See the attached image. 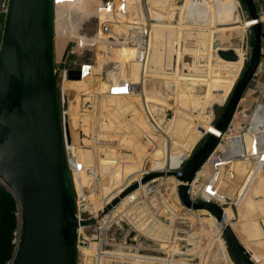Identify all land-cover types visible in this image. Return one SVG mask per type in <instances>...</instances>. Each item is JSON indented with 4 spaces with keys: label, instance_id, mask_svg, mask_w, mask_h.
Listing matches in <instances>:
<instances>
[{
    "label": "water",
    "instance_id": "obj_1",
    "mask_svg": "<svg viewBox=\"0 0 264 264\" xmlns=\"http://www.w3.org/2000/svg\"><path fill=\"white\" fill-rule=\"evenodd\" d=\"M252 19H260L254 0H242ZM201 25V24H200ZM252 55L237 81L216 128L225 131L261 61L262 21L252 26ZM223 45V42H222ZM220 58L237 61L234 48L218 49ZM82 70L69 69L79 80ZM65 133H70L65 125ZM220 137L209 134L186 161L179 176L178 194L188 207L212 212L223 220V209L210 201L192 202L187 193L195 172L217 146ZM146 174L141 183L163 175ZM168 174L177 175L174 171ZM0 178L18 198L23 214L22 235L14 264H76L79 221L65 152V138L57 102L54 55V0H11L0 55ZM138 187L134 182L109 206ZM222 233L235 264H256L233 227Z\"/></svg>",
    "mask_w": 264,
    "mask_h": 264
},
{
    "label": "built area",
    "instance_id": "obj_2",
    "mask_svg": "<svg viewBox=\"0 0 264 264\" xmlns=\"http://www.w3.org/2000/svg\"><path fill=\"white\" fill-rule=\"evenodd\" d=\"M0 1L2 11L7 16L11 0ZM144 18L146 20L144 27L138 25H130L129 27H127L126 33L128 35L125 37L126 39H123L124 41L120 40L118 42L120 48H128L131 51L129 56H123L122 59H118V63L120 66L122 65L126 68L128 64L131 65L134 63V61H139L140 63H142V73L140 79H129V83L126 86L127 92L129 94L142 93L145 82L148 78H151L147 74L152 45L151 34L153 31V25L156 24V22L162 21V19L159 20L157 18H151L147 16H144ZM259 20L263 22V17L261 15L260 19H252L250 17L245 20V27L241 34V43L238 46L243 55V63L240 67L238 75L236 76L237 78L240 76V72L243 70V67L246 65V63L250 61L252 55V45L250 40L251 30L252 26ZM72 39L76 42L79 37L78 35H75V37H71V40ZM215 45V48H213V54L216 56V58L220 57L218 55V49L230 48L222 46L221 39H217ZM234 50L236 51V49ZM71 58L72 56L67 59V63L69 65H66L64 63V59H66V56H61L60 59L55 58V73L57 74V80L59 78V73L63 77L62 100L64 102L66 100L65 97L67 96V92L65 90L66 88H64V86L67 81L71 80L68 78L69 67L73 68V66L80 64L85 65V61H79ZM184 76L185 77L182 78L181 82L192 80L191 78H188L187 75ZM202 79L203 80L201 81H207L208 76H202ZM211 88H213L212 93L214 94L222 93L220 88L216 86H212ZM230 92L231 91L229 90L227 95L225 97H222V99L218 98L219 101H223V103H225ZM66 108L59 112L62 128L64 131L65 152L68 168L70 171V181L75 198L76 217L79 221L94 219V222L91 224L79 225L77 260L78 256L81 254L86 259V261L89 258H93L95 264H107L108 262H110V260H114L115 262H117V264H121L125 261L129 262V264H139L141 261L146 262L153 260L148 253L144 252L145 250H156L165 253L166 256L162 261L170 264L176 262L179 259L178 256L180 254H189V256H192V254H194V249L192 251H188L187 247L195 246V252H197V254L201 258V261L197 262L198 264H219L218 261L221 260L233 262L226 242L223 238L222 229L224 223H228L232 226V221H237V217L236 215H234L235 213L233 207L238 205L244 197H247V194L251 187L250 181L252 176L246 177V173L248 171H251L252 175H256L264 164V160H261V158L256 159V156H254L252 157L253 160L249 161V170L247 172L241 173V171H238V169L236 168V166H238L236 162H238L239 160H246V156L248 153L245 145L246 137L250 135L256 138L264 136L263 46L261 61L257 67L256 73L252 78L249 86L245 90L227 129L224 132L217 129L215 126L217 121H212L210 123V129L205 130L201 135L200 138H202L206 134H215L220 137V141L195 172L194 177L189 183V187L187 190L189 198L193 203L210 201L218 204L223 209L222 221H218L212 212L205 209H194L193 207H188L180 200L178 194V188L180 185L179 176L183 174L184 165L191 156L190 151L176 168H172L171 166H169L170 164L167 166V168L165 164V167L162 170L147 167L146 169H142L141 171L137 172L135 175H133V177L129 178L125 187L119 193H115L113 197L108 198L105 195L102 197V201H100L101 199L95 201L90 198L91 194L96 190V180H98L99 178V176H97L98 171L94 165L82 166V164L77 160V155L73 153V147L70 146L68 142H66L65 124H69V122L66 121L69 115V110L68 107ZM150 125L151 128L155 127L154 123L151 121ZM233 140H238L241 143L242 146H237L238 150L233 146ZM70 151H72V155H70ZM259 154L261 156H264V152H261ZM159 170L164 171L165 173L174 171L177 174L170 176V178L173 179L170 184V191H166L165 188L163 189L164 184L162 183L161 176L151 178L147 182L141 183L142 178L146 174L150 172H157ZM83 171H86V174H88L87 179L84 178ZM225 175H227L228 180L231 179V181H229L230 183H228L232 184L230 187L229 185H227L226 191L223 190L222 183L223 176ZM134 182H138V187L126 195L125 198H128V201L126 202V211H124L132 218V220L122 217V221L128 223V228H126V230L124 231L122 238H116V236L112 234V231L115 228L114 225L118 222L119 213L122 212L125 208L121 209L122 205H119L122 203V200L116 205L112 206L110 209L107 208L112 203L116 194H120ZM0 183H2L10 191L17 202V208L15 210L17 227L12 240L14 249L12 255L5 263L14 264L18 245L20 243V238L22 235V208L16 195L9 189V187L1 178ZM234 184L236 187L235 190L233 188ZM233 190L236 191L235 200L232 198ZM173 198L183 207V211L180 214L185 217L193 216L195 220L194 223H196L198 227H190L189 225H185L186 227H184V225H182L180 228H174L172 226L173 221L171 218L172 215L174 214L173 216H175L176 213L173 207L174 205L172 204ZM140 202L143 204L146 203V207H142L140 205ZM229 209H231L232 215L229 214ZM132 210L137 212L132 214ZM144 214L149 215L150 217L149 220H144L145 222L143 221ZM136 217L140 218L136 220ZM204 217L212 218V223L215 222V233L208 232L206 235L205 233H196L198 230L202 231V228L211 229L213 224L207 223L210 221H208ZM154 221L155 224L159 223L158 221H163L164 227H159V229H161L159 230V239L165 242L164 247L159 246L157 248H154L150 245L142 243L143 239L152 240L153 237H151V235L140 232L139 226L141 225L139 222L144 223V226H146L144 228L145 231H149L150 233H152V226L154 225ZM156 233L157 232H155L154 235ZM132 234L134 235L133 238H131ZM216 235L221 238V243L216 241ZM172 237L173 239L171 240L170 238ZM244 239L246 240L247 237H244ZM241 243L246 247L247 251L250 252L249 248L244 244V242L241 241ZM111 247H113V249H111ZM111 252H113L114 254H110Z\"/></svg>",
    "mask_w": 264,
    "mask_h": 264
},
{
    "label": "rangeland",
    "instance_id": "obj_3",
    "mask_svg": "<svg viewBox=\"0 0 264 264\" xmlns=\"http://www.w3.org/2000/svg\"><path fill=\"white\" fill-rule=\"evenodd\" d=\"M104 1L106 2V9L107 8H111V10H112L113 7H114V10L116 12L119 11V8H117L116 5H118L121 1H118V2H116V0H104ZM145 1L146 0H141V3H144ZM176 1L177 0H175V3L177 4ZM166 2H169V1L164 0V3H161V4L160 3L159 4L156 3V4L160 5V7L165 6V5H169V3H166ZM229 2L232 3L231 6H229L230 10H232L233 7L236 6V10H237L236 17H238V21L237 22L235 21L234 23H232V21H231L229 24L228 23L215 22L216 25L219 26L217 28H227L229 25H231V26H238V25L242 26L244 24L243 23L244 20L248 19V17H247L248 16V14H247V12H248L247 11V6L245 5V3L242 0H229ZM54 3H55V5H54V44H55V46H54V55H55V58L60 59L61 56H62L61 51H62V48H63V47H61V45H62V43L65 45L71 39V36H72L71 33L73 32L72 29H74V27L76 25L74 23V20H75L74 17L75 18L78 17V20H80L78 22H81L83 17H81L79 14L75 13L74 11H72L73 9L70 6L75 4L74 0H68V2H67V0H54ZM109 4H111V5H109ZM62 5H65V8L62 7ZM67 5H69V7H67ZM133 7H132V9L135 10L136 9V5H133ZM146 8L147 7H145V9ZM145 11L143 10V15L141 13L142 21H140L138 24L137 23L136 24L132 23L133 20L131 21L128 18V16L126 17V15H124V14L115 16V18H113V20L114 19L116 20V17H120V19L122 18V19H124V21L127 22V25L128 24L129 25H138V26L144 27L145 23H146V20H145L144 16H147ZM238 11L241 13V16H239L240 14H239ZM237 13H238V15H237ZM61 14L64 15L66 20L62 21V20L59 19V16H61ZM112 17L110 18V23H113ZM165 19L166 18H164V20L161 21L162 22L161 24L164 25V26L159 25V27L157 28V30L159 32L157 34L158 35L160 34V37H158V38L155 37V38H157V41H160L159 42L160 45L162 44L160 47H162L163 49H161V48L160 49H161L162 53H164V56H163V58H160V59H164V61H162L163 63L161 62V64H159L160 63V60H159L160 50H158L157 48H154V47L152 48V46H151V53H150V56H149L150 67H148L147 70L149 71L148 76L151 77L150 81H151L152 84L151 85L149 84L148 86H147V84L145 85L146 92H147L145 95L148 96L147 97L148 98L147 105H148L149 108L147 107V105H145L146 96H143L144 95L143 93H140V94L139 93L138 94H129L127 92V89H126L127 87L126 86L129 83V79H128V81H122V85H124V89L126 91H121L120 93H116V92H119L118 87H120V86H119V83L116 84L117 83L116 82V78H115V75H114V73L112 71V70L115 69V67L119 66L118 59L115 58V55L110 54L108 57H106V59H105V70L101 71L102 78L104 80H107L106 81L107 84H105V85H107L108 89L106 90V88H104V91H102L99 94H97V95H99V98H100V99L98 98V101L93 96L89 97L87 94L81 95L82 98L80 100L78 111L76 112V115H75V113H73L72 107H71V105L69 103V94L72 93V92H70L65 97V99H66L65 102L62 100L63 99V95H62L63 77L59 73V78L57 80V102H58V108H59L60 112L66 107H68V110H69V115H68L66 121L69 122V124H67V125H69L68 127H69V130H70V133L68 135H66V142H68V144L70 146H71L72 143L76 145L77 153H75L74 151H73V153L75 155L78 154L81 158L83 157V154H84V148H90L93 151V152L91 151L93 153V156H90V163H88V164L87 163H85V164L83 163L84 165H86V166L87 165H90V166H92V165L95 166L96 165L97 166L99 164L98 161L100 160V157L98 156L99 155L98 151H100V150L101 151H106L104 149V147L105 148H107V147L109 148V145L112 147L113 143H117V147H115L116 145H114V148L116 150L115 151L116 156H119L118 158H116V160L119 161L116 165H119V163L122 162V166L124 168H126L125 169L126 171H127V167H129L128 166L129 164L133 165V166H135L137 164L140 165V169H138V171H136L134 174L133 173L129 174V175H131V177H133V175H135L137 172L141 171L142 169H146L147 167L150 166V164H151L150 160L153 158V156L156 153V151L158 152V150H161L162 151V157H164V153H166V151H165L166 145L165 144H168L169 151H172V153H175V151H177V149H179V148H184V146L186 147L188 145V140H187L188 139V137H187L188 132H186V131L185 132H180V131H177L176 128H174V129L171 128V123L173 122L174 116H173V112L171 110H169V113L167 112L165 103L170 102L172 97H173V99L176 97L175 99H176L178 107H180L181 109H185L186 111H188L189 113L193 114L194 116L199 115L198 112L201 111V109L204 108V111H203L204 115H206L207 117L210 116V115L213 116L212 117L213 119H211V121H210V119H208V122L204 118L203 121H206V123H208V124L211 123L212 121L216 122L217 119L222 114V112L224 111L225 106H226L228 100L231 97V94L233 92V89H234L237 81L242 76L243 72L245 71V69L248 66L250 61H248L246 63V65L243 67V70L240 72V76L238 78L236 77L234 79V81L232 82V84L233 83L234 84L231 87L232 90L230 89L231 92L228 95V99H227V101L225 103H223V101H219L218 98H213L212 100L208 99L207 96L212 94V92H213L212 89L213 88H211V90L210 89L207 90V85L203 84L204 82H207V81H197L196 82V81H193V80H188L189 82L188 81L181 82L182 81L181 80L178 83L177 80H175L176 79V74L173 72L174 70L172 69V67H174V65L172 64V63H174V55H172V53H169V52H176V53L178 51H179V53L181 52V55L179 53H177L178 57L181 56V58H180L181 59L180 66H179V63H178L177 67L179 66V68H181V69H184L186 67L184 65V62L182 61V57H183L182 55L184 53H189V52L192 53L191 56H188V58L190 60L193 59L192 61H194V62H196L198 64V68L199 69L196 72V74H202L203 76H206L208 74V68H209V72L211 71V73H212L211 76H213V78L217 79V81L219 79H221L219 81V83H218L219 86H220V89H226L227 84H228V87H229L228 75H225V73H223L224 71L221 72L220 74H218V68L221 67V66H224L225 62H227V61L222 59V58H220V57L216 58V56L213 54V48H215V47L211 43L210 44L204 43L206 45L203 44V46H202L201 43L203 41L195 38L193 35H190L185 40H182L181 43H180L182 45V46L180 45L181 46V51H180L179 48L176 51L177 48H175V41L177 40V38H176V34L174 33V30L175 29L177 30V27H176L177 25H174V22H177V21L173 20L171 22V25L173 27L172 26L170 27V26L166 25V20ZM156 23H159V22H156ZM82 24H83V21H82ZM186 26L192 27V26H197V25L187 24ZM102 27L103 26H101V28ZM198 30L202 31L203 29L198 28ZM238 30H239L240 35H241V32H243V28H238V29L235 30V32L234 31L232 32V33H234V36L236 35ZM84 31H85V28L82 29L81 33H83ZM188 31H192V30L188 29L187 32ZM163 32H165V33H163ZM212 33L214 35V32H212ZM251 33H252V30H251ZM77 35L79 37V40H77L76 42H78V43H80L81 41L84 42V40H85L84 35L83 34H77ZM240 35H238V36L241 38ZM116 36L118 37V39H117ZM119 36H120L119 34H116L114 37H110V39H109L110 42H108L107 44H112L114 40L119 42L120 40L124 41L123 39H126L125 37L121 38ZM155 36H157V35H155ZM220 36H222V34ZM237 39L238 38H235L234 41H229V42L230 43H234V42L237 43V41H238ZM192 40L194 42H192ZM214 40L217 41L216 35H215V38L212 39V41H214ZM225 40L224 39L222 40V42H223L222 46L226 47V46L229 45L228 44L229 42H227V40L226 41ZM154 41H156V40H154ZM176 43H177V41H176ZM2 44H3V37L0 39V55H1V50H2ZM99 46H102V45H97L96 46V50L99 49ZM204 46H205V48H204ZM194 49H196V51H194ZM92 53H90L88 55L85 54L84 58H86L87 63L88 62L90 63V59L93 58L94 55ZM94 53H95V51H94ZM166 53H168V55H166ZM177 55H176V58H177ZM70 56H71L70 54H67L66 59H64L65 60L64 63L66 65L68 64L67 63V59H69ZM88 58H90V59H88ZM166 60H167V66H166ZM238 62L239 61H237V62L230 61L229 63H238ZM87 63L85 65H83V64L82 65L81 64L80 65H75V66H73V68L69 67V69H76V70H82L83 71V68L86 67V66L87 67H96V65L95 66L94 65H89ZM167 67H169V69H167ZM189 67L190 66L188 65V67H186V68H189ZM174 68H176V67H174ZM170 69L172 71H170ZM132 70H133V66H132ZM228 70L230 71V69H228ZM91 71H92V75L96 76V70L95 69H91ZM129 72L131 73V71H129ZM232 72H234V71H232ZM183 73L185 75H187L189 73V69L185 70ZM167 75H169L171 77V79L173 80V82H174L172 84V86H169V87L166 86L165 81L163 79V77H166ZM131 76H132L131 77L132 80H138L139 77H140L139 73L136 72V74H135L134 71H132ZM148 81H149V78L147 79L146 83ZM101 83H103V82H101ZM64 88H65V86H64ZM65 90L67 92V89H65ZM150 91H153V92H151V95H152V98H154V101H164V106L163 107L160 106L157 103L154 104V103L150 102L151 101V97H149L150 96V93H149ZM207 91H208V95L205 97V95L207 94ZM116 94H119L120 96H123V98H125V96L128 95V97L130 96L129 98H131V99H129V101L132 100V102L135 99V101H136V102H134L135 106L132 107L131 109H130V107H128L127 110L125 109V110H119L118 111V109L116 108L117 101H109L111 103V107H107L109 109L107 111L106 110L107 108H105L106 107V103H105L106 96H108V97L110 95L116 96ZM166 95L169 96L168 98H170V99H168ZM164 96H166V97H164ZM127 98H125V99H127ZM165 101H167V102H165ZM137 103H138L139 107L136 106ZM95 104L98 106L97 107L98 109L95 108ZM87 114H89V115H87ZM147 114H149L150 118L148 117ZM77 115H78V123L76 124L75 131L73 132L72 128H71V124H72L73 120L76 118ZM204 115L202 113L201 117H204ZM151 116H153V117H151ZM214 116H215V118H214ZM201 117H199V118H201ZM110 119L112 120V122H114V125L112 124ZM102 120H104V122H105L103 126L101 124ZM150 120H151V122L154 123V126H155L154 128H151V125L149 124ZM165 120H166V122H165ZM125 122H127L128 125ZM121 123L125 124L127 126L122 125ZM109 124L110 125L112 124V126H110ZM192 125H194L193 121H191V120L188 121V127H193ZM112 127H113V129H111ZM110 129L112 131H114V132L110 131ZM128 130H129V132L131 134L128 132ZM200 130H201V133L199 134V138H198L197 142L191 148L190 154H192L199 147H201L203 145V143L205 142L206 138L208 137V135L206 134L202 138H200L201 135L203 134L202 127H200ZM125 132H126V134H125ZM179 135H181V136H179ZM106 142H109L108 146L107 145H103ZM141 144H145V145H141ZM133 146L137 147L138 149H141L142 146H143V151L144 152H142V151L138 152V149L134 150ZM144 148H145V150H144ZM95 152H97L98 155ZM102 153L104 154V152H102ZM141 153L143 154V156L141 155ZM125 154H128V156H131V157L123 158V156H126ZM70 155H72V151H70ZM141 156H142V158H141ZM80 157H78V158H80ZM138 157L140 158L141 163H137L138 162L137 161ZM165 158H166V154H165ZM122 159H127V160H122ZM101 160H102L103 164L100 167L98 166L99 167L98 168L99 169V172H98L99 173L98 174L99 178H98V180H96V190L94 191V196L93 195L90 196V198H92L95 201L101 199L105 195L108 198L113 197V195H115L113 192L111 193V191H110V189L112 187L108 188L109 189L108 193L110 191V193L108 195L107 193H104L102 191V189H100V187L98 185V184L102 185L103 183H109L110 182V177H109L110 175H109L108 172H107L108 175H105V173L103 175L101 174L102 168L103 167L106 168V166L109 167V163L106 164L104 162L103 158ZM155 166H157V165L155 164ZM106 169L108 170V168H106ZM133 171H134V169H133ZM83 174H84V172H83ZM259 174H260V176L264 177V168L260 169V173ZM118 175H120V174H118ZM83 176H84L85 179H87L85 174ZM160 176L162 177L161 178L162 179V183L164 184L163 189L165 188L166 191H170L169 190V188L171 187L170 184L173 181V179L170 178V176H173V174H168L166 172V173H164L163 175H160ZM121 182H117V183L120 184ZM94 189H95V187H94ZM165 190H163V191H165ZM120 194H116V196L113 199V201ZM107 197H105V198H107ZM241 202H242V200L239 202L238 205L233 207V210H234V213H235L234 215H236L237 220L240 217L239 214L241 212V207H242V203ZM145 204L146 203L143 204V203L140 202V205L142 207H146ZM172 204L174 205L173 207H174V209L176 211L175 216H173L174 215L173 214L172 218H171L172 221H173L172 222V226L174 228L175 227L180 228L182 225H184V227H186L185 225H189L190 227H198L196 225V223H194L195 220H194L193 216L192 217L191 216L190 217H185V216H182V214H180L183 211V207L174 198L172 200ZM126 206H127V203H123L122 206H121V209L125 208ZM147 207H148V205H147ZM16 208H17V202H16ZM124 211H126V208L123 209L122 212H124ZM122 212L119 213L118 222L114 225L115 228L112 231V234L115 235L116 238H118V237L122 238V236L124 234V231L126 230V228H128V223H126L125 221H122V217L129 218V219L132 220V218L128 214H126V212H124V213H122ZM136 212L137 211L132 210V214H134ZM263 215H264L263 212H259V213H257L256 217H257L258 221L260 222V224L262 225V228L264 230V216ZM139 218L140 217H136V220L139 219ZM149 219H150L149 215L144 214L143 221L144 220H149ZM209 221L210 222H207V223L213 224L211 229L202 228V231L198 230L196 233H198V234L205 233V235L208 232L215 233L216 232V229L214 228L215 227V222L212 223V221H213L212 219H209ZM158 222L161 223L160 221H158ZM232 222H234V221H232ZM139 223L141 225V226H139L141 233L152 235V233H150L149 231H145L144 230V228L146 226H144L143 222H142L143 225H142L141 222H139ZM263 235L264 234H262L261 236H257V235L253 236V238H254L253 243H254V241L255 242L264 241ZM133 236L134 235L132 234L131 238H133ZM223 238H224V236H223ZM170 239L172 240L173 237L170 238ZM215 239H217L216 241H218L217 237ZM218 242H220V240ZM111 249H113V247H111ZM111 254H114V253L111 252ZM195 254L198 255L197 252H195ZM86 263L95 264V261H94L93 258H89L86 261V259L80 254L78 256L77 264H86ZM107 264H117V262H115L114 260H110V262H108Z\"/></svg>",
    "mask_w": 264,
    "mask_h": 264
},
{
    "label": "crops",
    "instance_id": "obj_4",
    "mask_svg": "<svg viewBox=\"0 0 264 264\" xmlns=\"http://www.w3.org/2000/svg\"><path fill=\"white\" fill-rule=\"evenodd\" d=\"M77 1L78 0H74L75 4L70 6V7L73 9L72 11H74L75 13H77L81 17H83V19H82L83 24H82V21L78 22V21H80V20H78V17H76V18L74 17V19H75L74 23L76 25H75L74 29H72L73 32L71 33V35L73 37H75V35H77V34H83L84 38H85L84 42L83 41H81L80 43L76 42V44L78 46H82L83 44H89L90 47H93V48H95L97 45H102V46H99V47H107V46L119 47L118 41L114 40L113 43L110 44V45H107V43L110 42L109 41L110 37H114L116 34H119L120 35L119 37H121V38L122 37H126L128 35L126 33L127 32V27H129L130 25L129 24L127 25V22L124 21V19H122V18L120 19V17H116V20L115 19L113 20V18H115V16H117V15L124 14V15H126V17L128 16V18L131 21L133 20L132 23H135V24L137 23L138 24L140 22L139 16H140L141 9H143L144 11L146 10L145 13L147 14V17H150V15H151V10L147 6L146 1L144 3H141V0H117V2L121 1L118 4V7H117V8H119V11H118L119 13L114 10L113 13L111 15H109L105 19L104 18H98V19L97 18L96 19L93 18V19L87 20V18L80 13L79 5H78ZM150 1H149V3H150ZM166 1H169V2H166V3H169V5L162 6V7H160V9H161V12L166 11V14H168V16H166V19H165L166 20V24L171 25V22L173 20L177 21V22H174V25H177L176 26L177 30L176 29L174 30L175 34H176V32L178 33L177 38L179 36H180V39H182V40H185L186 37L188 38L187 33H186L188 29L192 30L193 33L191 35L194 34L193 36L196 38V35H197L196 32L198 31V27H200L201 29L206 30L207 33H209L210 31H213L214 34L216 33V31H225V30H227L225 32V34L228 35V36H225V38H222V39H224V40L226 39L229 42L230 40L234 41L235 38H238L237 39L238 41H237V43H235V42L234 43H230L229 42L228 43L229 45L226 46V47L236 48L237 46L240 45L241 38L239 36H237V35L234 36V33H232L233 31L230 32L228 30L238 29V28H241V27L245 26V22H246L245 20H244V22H243L244 24L242 26H240V25H238V26L229 25L227 28H217L219 26H217L216 23H215V22H220V23H228L229 24L231 21H232V23H234L235 21L237 22L238 21V17H236V12H237L236 6H234L232 10H230V7H228V9L226 11H220L217 3L211 2V5L209 6L208 10L206 9V14L203 15L204 13L198 11V9L196 8V6H197L196 5V1H198V0H177L176 1L177 4L175 3V0H166ZM214 1H218L219 5H220V8L225 10L222 6H223V2H225L226 0H214ZM254 1H255V4L257 6V9H258L260 15L263 17L262 24H263V31H264V0H254ZM67 2H68V0H67ZM228 2H229V0H228ZM161 3H164V1H162ZM198 4H200V3H198ZM231 4L232 3H230L229 6H231ZM133 5H136V9L137 10L136 9L135 10L132 9ZM62 7L65 8V5H62ZM67 7H69V5H67ZM145 7H147V8L145 9ZM247 11H248V9H247ZM247 14H248L247 17L250 18L249 12H247ZM237 15H238V13H237ZM239 16H241V14ZM111 17H112L113 23H110V18ZM59 19L62 20V21L66 20V18L64 17L63 14H61V16H59ZM5 22H6V14L3 13V11H2L1 1H0V39L3 37V31H4ZM187 24L197 25V26L188 27V26H186ZM107 25L112 26L113 29L108 31L107 34H106L105 26H107ZM101 26H103V27L101 28ZM204 26H206V27H204ZM83 28H85V31L83 33H81ZM163 33H165V32H163ZM231 33H232V35H231ZM221 37L222 36H220V34H219V35L216 36V39H221ZM94 38H95V40H94ZM117 39H118V37H117ZM70 41H71V39L65 45L62 43V45H61V47H63L62 51H61L62 56L65 57V56H67V54H70L72 56L71 59H75V60H79V61H85V64H86V58H84V56H85V54L86 55L90 54V52H86V51L83 52V51L79 50L76 53H69L68 52V46H69ZM155 45L156 46L160 45V43L157 42V43H155ZM54 46H55V44H54ZM263 47H264V40H263ZM204 48H205V46H204ZM194 50L196 51V49H194ZM127 55L129 56L130 54L129 53H127V54L123 53V55H121V57L123 58V56H127ZM159 56H160L159 57V60H160L159 64H161V62L164 61V59H160V58H163V56H164V53H162L161 50H160V55ZM104 57H105V53H102L99 58H100V60H103ZM166 63H167V60H166ZM226 63H228V62H225V64ZM225 64H224V66L218 68V74H220L221 72L224 71L223 73H225V75H228L229 87H228V84H227L226 89H220L222 91V93H218L217 95L212 93L211 95L207 96L208 94H206L205 97L207 96L208 99H211V100L213 98L222 99V97H224L227 94V92L229 91V89H230V87L232 85V82H233V80H234V78H235V76L237 74V71H234V72L226 71ZM136 65H137V67H136V69H137L138 65H140L139 63L138 64L133 63V64L130 65L131 67L133 66V70L132 69L131 70L134 71V73H135V66ZM148 67H150L149 62H148ZM176 67H177V62H176ZM94 69L97 70V75L99 77V79H97V80H99V81H97V83H95V86L92 89L88 90V91H90V97L93 96L98 101L99 95H97V94H99L100 92L104 91V88H106V90H107L108 87H107V85H105V84H107L106 83L107 80H104L102 78V76H101V71L105 70V68L101 67L100 63H98L97 64V69L96 68H94ZM132 71H131V74H132ZM137 72H138V70H137ZM141 73H142V66H141V68L139 70V76H141ZM131 74H130V78L129 79H131V77H132ZM178 77H177V79H178ZM190 77H192V74H190ZM211 78L213 79L212 83L214 82L213 86H216V87L220 88V86L218 84L219 82H217L216 79L213 78V76H211ZM150 79L151 78H149V81L146 83L147 86L149 84L150 85L152 84ZM163 79L165 81V84H167V77H163ZM199 79H200V81L203 80L202 77L201 78H197L196 80H199ZM101 82H103V83H101ZM208 83H209V78H208L207 82H204L203 84H208ZM144 88H146L145 84H144ZM151 92H153V91L149 92L150 93L149 97H151V101L150 102L151 103H155V104L157 103V104H159L160 106L163 107L164 106V101H154V98H152ZM143 93H145V90L143 91ZM145 94L143 96H146ZM129 99L130 98L128 97L124 101V104L127 107H131L132 106L129 103ZM80 100L81 99L73 100L71 98V104L70 105H71L72 111H73V113H75V115H76V112L78 111ZM147 103L148 102H147V100L145 98V105H147ZM136 106L139 107L138 103L136 104ZM147 107H148V105H147ZM203 111H204V108L201 109V111L198 112L199 113L198 116L186 115L184 117H181V118L177 119V121L175 123L176 130L177 129H183L184 132L185 131L186 132H190L191 131L193 133V135H192V137L191 136H187L188 137V139H187L188 140V145L186 147L184 146V148H179V149H177V151H175L174 155L176 156V158L172 161V166L177 165V163L180 160L182 161V159L184 157V154L187 151L191 150L193 145L197 142L198 136L196 137V135L201 133L200 127H202V126L199 123L194 124L195 126L192 125L193 127H188V121H190L193 118H196L197 121L202 123L205 127H206V125H210V123L208 124V123H206V121H203L204 118H205V120H207V122H208V117H209V116L207 117L206 115H204ZM202 113H203L204 117H201ZM147 115L149 117V114H147ZM151 117H153V116H151ZM199 117H201V118H199ZM76 118L73 120V122L71 124V128H72L73 132L75 131L76 124L78 123V115L76 116ZM111 122H112V120H111ZM104 123H105L104 120H102V122H101L102 126L104 125ZM112 124L114 125V122H112ZM112 124L111 125L109 124V125L112 126ZM149 124H150V122H149ZM111 129H113V127ZM111 129H110V131H112ZM204 131L205 130H203V132ZM112 132H114V131H112ZM108 143L109 142H106L103 145H107L108 146ZM232 143H233V146L238 150L237 146L240 147L241 143L238 140H233ZM112 145H113L112 147L109 145V148L107 147L108 149L104 147V149L106 151H101V150L98 151L99 155H98L97 152H95L100 157V160L98 161L99 164L97 165V168H99L103 164L102 160H101L102 158H103V160H104V162L106 164L109 163V167L106 166V168H108V170L103 167L102 171H101V174L103 172L105 173V175H108V173H109V175L114 173V166L117 163L116 153H115L116 150L114 148V145H116L115 147H117V143H113ZM245 145H246V148H247V151H248L247 156H246V160H244V161L239 160L238 162H236V164L238 166L235 165L236 168L238 169V171H241V173L247 172L249 170L248 169L249 161L253 160L252 157L256 156V159H260L261 158V160H264V156H261L259 154L261 152H264V136H260V137H257V138L253 137L251 135L247 136L246 140H245ZM133 149L137 150L138 148L133 146ZM139 150L140 149H138V152H139ZM91 151H92V149H90V148H84L83 157L81 158L79 156L80 157L79 159H81V160L83 159L82 160L83 161L82 164L83 163L84 164L85 163H87V164L90 163V156H93V153H92L93 151L92 152ZM102 152H104V154ZM156 153H157V151H156ZM251 155H253V156H251ZM131 167H132V169H136L137 166L131 165ZM262 168H264V164H263ZM98 172H99V169H98ZM259 173H260V171L256 175H252L251 171L250 172L248 171L246 173V177L252 176L251 177V181H250L251 187L249 189L247 197L243 198L242 202H241L242 203V207H241V212L239 214L240 215L239 230L237 231L236 235L240 239L244 235L249 237L250 241L247 244V246H249V251L251 253L252 259L257 264H264V245H263L264 241H262V242H259V241L255 242L254 241V243H253V240H254L253 236H255V235L261 236L262 234H264V230L262 228V225L260 224V222L258 221V219L256 217L257 213H259V212H263V214H264V177L260 176ZM227 180H228L227 175L223 176L222 183H223V190H225V191H226L227 185H229V187L232 185V184H229L230 183L229 181H231V179L228 180V181ZM98 185H99V187L101 186L100 184H98ZM111 187H112V185H109V186L106 187L107 193H108V190H109L108 188H111ZM233 188H234V190L236 189L235 184L233 185ZM101 189H102V186H101ZM234 190H233L232 198L235 200L236 191H234ZM100 201H102V200H100ZM127 201H128V199L125 198L122 201V203L119 204V205H122L123 203H126ZM228 211H229V214L232 215L231 209H229ZM162 218H163V216H162ZM204 218H206V217H204ZM206 219L209 221V218H206ZM159 227H162V228L164 227L163 221L161 222V224L160 223L155 224V221H154V225L152 226V235H151V237H153L152 238L153 241L152 240H144L143 239L142 243L150 245V246H152L154 248H157L159 246H163L164 247L165 246V242L163 240L159 239V230H161V229H159ZM155 232H157V233L154 235ZM263 237H264V235H263ZM195 248H196L195 246L194 247H192V246L191 247H187L188 251H192L194 249V254H192V256H189V254H187V255L180 254L178 256L179 259L176 262L170 263V264H198L197 262L201 261V258H200L199 255L195 254ZM144 252L148 253L152 257L153 260L146 261V262L141 261L139 264H169V263H165V262L162 261L165 258V256H166V254L163 253V252L156 251V250H145ZM231 258H232V256H231ZM218 262H219V264H235L234 261L233 262L232 261H228L227 262L226 260H221V261H218ZM121 264H129V262L125 261V262H122Z\"/></svg>",
    "mask_w": 264,
    "mask_h": 264
},
{
    "label": "bare ground",
    "instance_id": "obj_5",
    "mask_svg": "<svg viewBox=\"0 0 264 264\" xmlns=\"http://www.w3.org/2000/svg\"><path fill=\"white\" fill-rule=\"evenodd\" d=\"M149 1L150 0H146V4H147V6L149 7V9L151 10V15H150V17H152V18H157V19H164V18H166V16H168V14H166V11H164V12H161V9H160V5H157V4H159V3H161L162 1H164V0H151L150 1V3H149ZM116 2H117V0H116ZM211 2H215V3H217V5H218V7H219V10L220 11H226L227 9H228V7H229V5H230V2H228V0H226L225 2H223V8L225 9V10H223L222 8H220V5H219V2L218 1H214V0H198V1H196V8L198 9V11H200V12H202V13H204L203 15H205L206 14V9L208 10V8H209V6L211 5ZM77 3H78V5H79V11H80V13L82 14V15H84L86 18H87V20H90V19H93V18H107L109 15H111L112 13H113V11H114V7H113V9L111 10V8H107L106 9V2L104 1V0H78L77 1ZM114 3V2H113ZM157 3V4H156ZM198 3H200V4H198ZM115 4V3H114ZM109 5H111V4H109ZM117 7H118V5H116ZM166 6V5H165ZM143 8V7H142ZM108 11V12H107ZM208 12V11H207ZM141 13H142V15H143V9H141V12H140V16H139V19H140V21H142V15H141ZM239 14H241L240 12H239ZM175 18V17H174ZM172 21V20H171ZM162 22L160 21L159 23H156V24H154L153 25V31H152V34H151V37H152V48L154 47V48H157L158 50H161L162 49V47H160L161 45H155V43H157V42H160V41H157V38L158 37H160V34L158 35L157 33H159L158 32V30H157V28L159 27V25H162L161 24ZM167 26H172V25H168V24H166ZM165 25V26H166ZM156 26V27H155ZM162 26H164V25H162ZM173 27V26H172ZM181 27V26H180ZM204 27H206V26H204ZM209 27V26H208ZM244 27L245 26H243V27H241V28H243L244 29ZM198 28H200V27H198ZM113 29V27L112 26H110V25H107V26H105V32H106V34H107V32L108 31H110V30H112ZM201 29V28H200ZM235 30L236 29H232V30H228V31H234L235 32ZM225 31H227V30H225ZM225 31H216V33L213 35V31H211V32H209V33H207L206 32V30H202V31H197L196 33H197V35H196V38L197 39H199V40H201V41H203L201 44H202V46H203V44L204 43H207V44H212L214 47L216 46L215 45V40L214 41H212V39L213 38H215V35L217 36V35H219V33H220V35L222 34V37H221V41L223 40L222 38H225V36H228V35H226L225 34ZM187 33V36H190L193 32L192 31H188V32H186ZM241 34H242V32H241ZM155 35H157V36H155ZM194 35V34H193ZM231 35H232V33H231ZM236 35L238 36V35H240V33H239V31H237V33H236ZM177 36H178V33L176 32V38H177ZM236 36V37H237ZM241 36V35H240ZM155 37H157V38H155ZM155 38V39H154ZM187 38V37H186ZM228 38V37H227ZM195 39V38H194ZM94 40H95V38H94ZM154 40H156V41H154ZM176 41H177V43H176ZM175 41V48H177L176 49V51L178 50V48L180 49V51H181V41H182V39H180V36L177 38V40ZM226 41V40H225ZM231 41V40H230ZM192 42H194L193 40H192ZM228 42V41H227ZM183 44V43H182ZM195 44V43H194ZM181 45V46H180ZM198 45V44H197ZM205 45V44H204ZM234 45V44H233ZM236 45V44H235ZM238 45V44H237ZM238 47V46H237ZM68 52L69 53H76L77 51H86V52H90V53H92L94 56H93V58H88V59H90V63L88 62L87 63V61H86V63L87 64H89V65H96V67H85V68H83V74H84V77L82 78V79H79V80H69V81H67L66 83H65V88L67 89V95L70 93V92H72V93H70L69 94V103L71 104V98L72 99H81L82 97H81V95H83V94H87L89 97H90V91H88V90H90V89H92L94 86H95V83H97V81H99V80H97V79H99V77H98V75H97V70H96V76H94V75H92V71H91V69H94V68H96L97 69V64L98 63H100V66L101 67H104L105 68V59H106V57H108L110 54H112V55H115V58L116 59H122V57H121V55H123V53H125V54H127V53H131V51H130V49H128V48H124V49H122V48H120V47H113V46H107V47H99V49L98 50H96V47L95 48H93V47H90V45L89 44H83L82 46H78L77 44H76V42L72 39L71 41H70V43H69V46H68ZM161 48V49H160ZM235 49H237L236 51L238 52V55H239V59L237 60V61H239L238 63H229L230 61H227L228 63H226L225 64V69H226V71H229L228 69H230V71L232 70V71H237V74H238V72H239V70H240V67H241V65H242V63H243V55H242V53H241V50H240V48L238 47V48H235ZM154 50V49H153ZM92 51V52H91ZM94 51H95V53H94ZM99 51V52H98ZM195 51V50H194ZM201 51V50H200ZM151 52V51H150ZM211 52V51H210ZM102 53H105V57L103 58V60H100V55L102 54ZM169 53H172V55H174V63H172L173 65H174V67H176V62H177V65H178V63H179V66H180V62H181V56H179L178 57V55H177V53H179V51L176 53V52H169ZM212 53V52H211ZM167 55H168V53H166ZM180 55H181V52L179 53ZM191 54L192 53H184L182 56V61L184 62V65L186 66V67H188V65L190 66L189 68H184V69H181V68H179V66L178 67H176V68H174V67H172V69L174 70L173 72L176 74V79L175 80H177V82L179 83V81H181L182 80V78L183 77H185V76H183V75H185L183 72L185 71V70H187V69H189V73L187 74V76H188V78H191L193 81H200V80H196L197 78H201L203 75L202 74H196V72L198 71V64L196 63V62H194V61H192V60H190L189 58H188V56L190 55L191 56ZM176 55H177V58H176ZM213 55V54H212ZM211 55V56H212ZM95 61V62H94ZM237 61H232V62H237ZM97 62V63H96ZM205 62V61H204ZM95 63V64H94ZM134 63H136V64H140V65H138V68L136 69V67H137V65L135 66V74H136V72H137V70H138V73H139V70H140V68H141V65H142V63H140L139 61H134ZM169 63V62H168ZM167 64V63H166ZM218 65V64H217ZM167 66V65H166ZM169 66V65H168ZM222 67V66H221ZM91 68V69H90ZM132 69V67L130 66V64H128V66H126V68H124L122 65L120 66H117V67H115V69L114 70H112L113 71V73H114V75H115V78H116V84H118L119 83V86L120 87H118V90H119V92H116V93H120L121 91H126L125 89H124V85H122V81H128V79L130 78V72L129 71H132L131 69ZM117 69V70H116ZM167 69H169V67H167ZM170 71H172L171 69H170ZM191 72V73H190ZM193 72V73H192ZM149 73V71L147 70V74ZM190 74H192V77H189L190 76ZM211 71L209 72V68H208V74H207V76H208V78H209V83L208 84H205V85H207V90L208 89H210L211 90V87L214 85V84H212V78H211ZM237 74H236V76H237ZM181 75V76H180ZM102 76V75H101ZM169 75H167L166 77H167V84H166V86L167 87H169V86H172V84L174 83L173 82V80L171 79V77L169 76ZM177 76H179L178 77V79H177ZM236 76H235V78H236ZM174 77V76H173ZM234 78V79H235ZM101 79V78H100ZM139 79H140V77H139ZM138 79V80H139ZM221 79H219L218 81H217V79H216V81L217 82H219ZM234 81V80H233ZM189 82V81H188ZM100 83V82H99ZM115 84V85H116ZM170 84V85H169ZM145 85H146V82H145ZM177 85V84H176ZM178 86V85H177ZM232 86V85H231ZM180 87V86H179ZM171 88V87H170ZM231 88V87H230ZM198 89V88H197ZM196 89V90H197ZM145 90V93H147L146 92V88H144L143 87V91ZM199 90V89H198ZM230 90V89H229ZM229 92V91H228ZM227 92V93H228ZM143 93V92H142ZM145 93H143V94H145ZM134 94H138V93H134ZM140 94V93H139ZM172 94V93H171ZM207 94H208V91H207ZM218 93H216L215 95H217ZM168 95V94H167ZM166 95V96H167ZM173 95V94H172ZM227 95V94H226ZM225 95V96H226ZM87 96V97H88ZM166 96H164V97H166ZM224 96V97H225ZM88 97V98H89ZM108 97V96H107ZM106 97V100H105V103H106V107L105 108H107V107H111V103L109 102V101H117V103H116V108L118 109V111L119 110H127V106L124 104V101H125V98H127L128 97V95L127 96H125V98H123V96H120L119 94H116V96H114V95H110L108 98ZM130 97V96H129ZM148 96L146 95V100H147V102H148V98H147ZM169 96H167V98H168ZM171 97V96H170ZM176 98V97H175ZM173 99V97H172V99H171V101L170 102H167V101H165V102H167V103H165L166 104V110H167V112L169 113V110H171L172 112H173V116H174V119H173V122L171 123V128L172 129H174L175 128V123H176V121H177V119L178 118H181V117H184V116H186V115H193V114H191V113H189L188 111H186L185 109H181L180 107H178L177 106V102H176V99ZM131 99V98H130ZM168 99H170V98H168ZM134 102H136L135 101V99H134V101L132 102V101H129V103H130V105H132L131 107H130V109L134 106ZM100 103V102H99ZM104 103V104H105ZM155 104V103H154ZM98 106L95 104V108H97ZM114 107V106H113ZM100 108V107H99ZM98 109V108H97ZM112 109V108H111ZM92 110V109H91ZM107 111L109 110L108 108L106 109ZM113 110V109H112ZM104 111V110H103ZM100 112V111H99ZM110 112V111H109ZM123 112V111H122ZM84 113V112H83ZM86 114V113H85ZM87 115H89V114H87ZM94 115V114H93ZM169 115V114H168ZM196 115V114H195ZM114 116V115H113ZM172 116V115H171ZM198 116V115H197ZM93 117V116H92ZM117 118V117H116ZM126 118V117H125ZM211 115L209 116V118L208 119H210V121H211ZM88 121V120H87ZM95 121V120H94ZM122 121V120H121ZM191 121H193V123L194 124H197V123H199L201 126H202V129L203 130H208V129H210V127H211V124L210 125H206V127L202 124V123H200L199 121H197V119L196 118H193V119H191ZM196 123H195V122ZM150 122V121H149ZM165 122H166V120H165ZM169 122V121H168ZM126 124H127V122H125ZM120 124V123H119ZM122 124V123H121ZM98 125V124H97ZM122 125H125V124H122ZM128 125V124H127ZM127 125H125V126H127ZM167 125V124H166ZM128 128V127H127ZM168 128V127H167ZM122 129V128H121ZM135 129V128H134ZM134 131V130H133ZM177 131H180V132H184V130L183 129H177ZM99 132V131H98ZM124 132V131H123ZM128 132H129V130H128ZM135 132V131H134ZM130 133V132H129ZM138 133V132H137ZM125 134H126V132H125ZM131 134V133H130ZM120 135V134H119ZM188 135L189 136H191L192 137V135H193V133L190 131V132H188ZM187 135V136H188ZM124 136V135H123ZM128 136V135H127ZM179 136H181V135H179ZM198 136V138H199V134H197L196 135V137ZM197 139V138H196ZM119 142V141H118ZM142 145H145V144H142ZM166 145V153H164V157H162V151L161 150H158V152L156 153V154H154V156H153V158L150 160L151 162V164H150V166H149V168H152V169H164V167H165V164H166V168H167V166L169 165V166H171L172 168H176L180 163H181V160L177 163V165H175V166H172V161L176 158V156L174 155V153H172V151H169V146H168V144H165ZM71 146L73 147V151L75 152V153H77V151H76V145L75 144H71ZM126 146V145H125ZM128 146V145H127ZM147 149V148H146ZM144 150H145V148H144ZM140 151H142V152H144L143 151V146H142V148L139 150V152ZM148 151V150H147ZM190 151V150H189ZM189 151H187L185 154H184V157L188 154V152ZM136 153V152H135ZM123 154V153H122ZM161 154V155H160ZM165 154H166V158H165ZM77 155V160L82 164V162L83 161H81V159H79L78 157H79V155L78 154H76ZM126 156H123V158H126V157H131V156H128V154H125ZM140 155V154H139ZM141 155L143 156V154L141 153ZM142 156H141V158H142ZM156 156V157H155ZM159 156V157H158ZM119 156H116V158H118ZM183 157V158H184ZM139 158V157H138ZM137 158V163H141V160H140V158L138 159ZM122 160H127V159H122ZM121 160V161H122ZM133 160V159H132ZM119 161L117 160V163H118ZM126 162V161H125ZM130 162V161H129ZM116 163V164H117ZM121 164V165H120ZM155 164L157 165V166H155ZM82 166H86V165H84V164H82ZM129 167H127V171L125 170L126 168H124L123 166H122V162H120L119 163V165H115L114 166V173L113 174H111L109 177H110V182L109 183H103L101 186H102V191L104 192V193H107V189H106V187L107 186H109V185H112V188L110 189V191H111V193L113 192L114 194L115 193H119L124 187H125V185H126V183H127V181L129 180V178L131 177V175H129V174H131V173H135L136 171H138V169H140V165L139 164H137V165H135V166H137L136 167V169H134V171H133V169H132V167H131V165L129 164L128 165ZM95 168L97 169V171H98V168H97V166L95 165ZM122 168V169H121ZM122 171V172H121ZM133 171V172H132ZM84 172V174H85V176L87 177L88 176V174H86V171H83ZM98 173V172H97ZM127 173V174H126ZM83 174V175H84ZM99 174V173H98ZM104 174V172L102 173V175ZM118 174H120V175H118ZM128 175V176H127ZM98 176V175H97ZM115 176V177H114ZM118 180V181H117ZM123 181L122 183H120V184H117V182H120V181ZM101 186H100V189H101ZM101 191V192H102ZM110 191H109V193H110ZM136 192H138V191H136ZM103 193V194H104ZM109 193H107L108 195H109ZM99 194V193H98ZM94 196V193H92L91 194V196ZM100 197V196H99ZM125 199V197L122 199V201ZM128 199V198H127ZM101 200H102V198H101ZM240 216V215H239ZM264 216V215H263ZM209 219H212V218H209ZM239 221H240V217H239V219L236 221V222H233L232 223V227H233V229H234V231H235V233L237 234V231L239 230ZM244 237H247V239L245 240L244 239ZM217 238H218V241L220 240V243L222 242V240H221V238L219 237V236H217ZM241 241H243L244 242V244L247 246V244L249 243V237L248 236H242L241 237V239H240ZM248 248H249V246H247ZM111 254V253H110Z\"/></svg>",
    "mask_w": 264,
    "mask_h": 264
},
{
    "label": "trees",
    "instance_id": "obj_6",
    "mask_svg": "<svg viewBox=\"0 0 264 264\" xmlns=\"http://www.w3.org/2000/svg\"><path fill=\"white\" fill-rule=\"evenodd\" d=\"M16 201L10 191L0 183V264H5L12 255L13 237L17 227Z\"/></svg>",
    "mask_w": 264,
    "mask_h": 264
}]
</instances>
